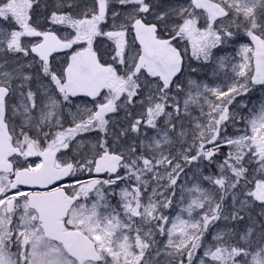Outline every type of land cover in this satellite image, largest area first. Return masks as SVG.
<instances>
[{
	"label": "snow or ice",
	"instance_id": "obj_1",
	"mask_svg": "<svg viewBox=\"0 0 264 264\" xmlns=\"http://www.w3.org/2000/svg\"><path fill=\"white\" fill-rule=\"evenodd\" d=\"M0 264H264V0H0Z\"/></svg>",
	"mask_w": 264,
	"mask_h": 264
}]
</instances>
